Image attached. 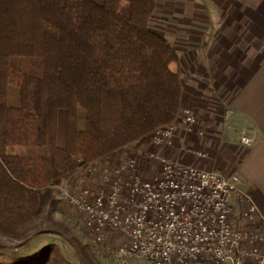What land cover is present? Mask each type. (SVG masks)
<instances>
[{
    "label": "trees",
    "instance_id": "trees-1",
    "mask_svg": "<svg viewBox=\"0 0 264 264\" xmlns=\"http://www.w3.org/2000/svg\"><path fill=\"white\" fill-rule=\"evenodd\" d=\"M156 9V0H0V237L27 239L81 168L177 123L179 56L151 29ZM17 59H40L43 74ZM33 148L43 151L23 152ZM7 253L0 264H74L55 244Z\"/></svg>",
    "mask_w": 264,
    "mask_h": 264
},
{
    "label": "built area",
    "instance_id": "built-area-1",
    "mask_svg": "<svg viewBox=\"0 0 264 264\" xmlns=\"http://www.w3.org/2000/svg\"><path fill=\"white\" fill-rule=\"evenodd\" d=\"M196 122L195 112L182 106L177 123L158 129L151 143L174 149L179 124L192 131ZM255 141L244 129L241 142L253 147ZM123 150L83 167L90 185L57 187L89 230L96 253L120 264H264V231L246 229L264 224V215L238 169L225 174L187 164L182 148L176 157L137 144Z\"/></svg>",
    "mask_w": 264,
    "mask_h": 264
},
{
    "label": "crops",
    "instance_id": "crops-1",
    "mask_svg": "<svg viewBox=\"0 0 264 264\" xmlns=\"http://www.w3.org/2000/svg\"><path fill=\"white\" fill-rule=\"evenodd\" d=\"M172 2L180 4L182 9L180 12H174L172 8L166 11L168 19H178L176 22L182 31L178 39L179 47L174 46L179 56L182 106L192 110L197 108L200 117L196 116L197 122L192 131H187L179 124L174 149L168 146L156 147L150 137L140 140L137 145L146 151L154 150L173 157L182 148L183 152L179 156L183 162L208 170L229 174L238 169L244 178V189L254 197L264 215V0ZM184 4L186 7H183ZM165 37L171 39L167 35ZM206 98L215 100V106L220 110L223 107L226 121H229L233 129L230 133L227 130L221 132L220 141H216L218 152L223 150L222 145L230 148L228 159L223 158L219 167L215 151L213 156L210 154L211 159L210 156L199 158L194 153L200 149L195 148V144H189L193 137L196 144L201 139L200 133L196 131L199 127L203 129L201 125L204 124L203 108H198L201 105L198 100ZM209 118L213 122L211 116ZM63 125V137L59 138V120L58 143L62 147L66 144L67 123ZM239 128L242 131L246 129L255 137L253 147L241 142V136L236 133ZM208 140L211 142L207 136ZM124 151H117L111 158L120 157ZM146 169L143 167V170ZM80 175H77V179L83 183L86 177L80 179ZM258 229L264 230V224L260 223Z\"/></svg>",
    "mask_w": 264,
    "mask_h": 264
},
{
    "label": "rangeland",
    "instance_id": "rangeland-1",
    "mask_svg": "<svg viewBox=\"0 0 264 264\" xmlns=\"http://www.w3.org/2000/svg\"><path fill=\"white\" fill-rule=\"evenodd\" d=\"M157 2V9L151 19V29L156 33L162 36H168L172 40L170 41L176 48H178L179 38L181 37V29L178 27V23L176 22L178 19H170L167 18L166 11L168 8H172L175 10L174 12H180L181 5L175 4L172 0H156ZM200 2V1H199ZM173 5V6H171ZM183 7H186L184 4ZM173 12V11H172ZM171 35H170V34ZM166 38V37H165ZM14 66L17 68H21L25 71H28L31 74L41 76L43 74L42 62L40 59H17L14 61ZM201 90L198 91L200 95ZM208 93V92H207ZM204 94V93H203ZM199 99L201 105H198V108L202 109V116H203V123L201 127L197 130L200 135L201 139L198 140V144L194 143L195 138H191L189 144L193 145L197 150L196 152H201L206 155L208 158L211 154L213 156V152L217 154V167L225 158L226 160L227 155L230 154V148L227 145H222L221 152H218L217 149L219 146L216 145V141H220L221 139V132L227 130L226 132L232 131V126L227 120V115L223 111V107L221 106V110L215 106V100L213 99ZM192 109V108H191ZM197 110V108H196ZM195 108L193 111L195 112L196 116L198 115ZM199 116V115H198ZM212 121H210V117ZM200 117V116H199ZM207 117V118H206ZM197 118V117H196ZM59 120L61 123V130H60V137H63V124L67 123V113L65 110L59 112ZM66 120V121H64ZM219 122L217 123V121ZM180 128V127H179ZM239 131V132H238ZM236 133L237 136H241L243 131L239 128ZM230 133V132H229ZM66 134V129H65ZM207 136L211 139L206 141ZM213 140V143H212ZM197 142V141H196ZM138 146V145H137ZM140 147V146H138ZM141 148V147H140ZM204 148V150H201ZM125 149V148H124ZM23 150V149H22ZM144 150V149H143ZM43 151L42 148H33L27 149L23 151L24 153L29 154H41ZM146 151V150H145ZM22 153L21 150L18 151ZM213 153V154H212ZM210 156V159H211ZM214 158V157H213ZM216 158V157H215ZM35 156H31L28 159V162L25 158V163L31 165L36 168V160ZM144 158L142 160L143 167L149 166V162L146 164ZM194 165V164H193ZM149 171L151 169H148ZM146 169V171H148ZM148 171V172H149ZM224 173L223 171H220ZM80 175V179L86 177L83 183L79 179H77V175ZM79 174L74 175L70 180L64 182L62 187H70L73 188L76 185L86 186L90 185V181L93 180L92 176H88V172L85 168L79 170ZM259 225L252 224L251 226H246V229L249 231H264L259 230ZM244 226V225H243ZM38 229L31 233L30 237L25 240H12L0 237V253L2 254L0 257L7 259L10 258V254L7 253L9 249L23 252V253H34L38 251L42 246L45 244H55L56 246L60 247L63 252L70 257L74 264H120V260H116L115 258H110L105 254H98L93 249V238L89 232V230L84 226V224L79 220V214L75 208L70 206L63 198L60 196V190L57 188V201L50 207L47 208L46 212L43 216L37 221ZM7 251V252H6ZM130 264H145L142 261L134 260L130 261ZM199 264V263H198ZM200 264H207V263H200Z\"/></svg>",
    "mask_w": 264,
    "mask_h": 264
}]
</instances>
